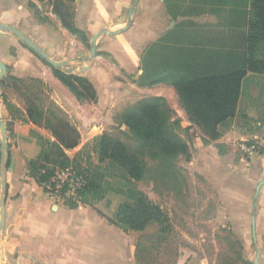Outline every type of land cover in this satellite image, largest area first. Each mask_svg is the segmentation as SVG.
I'll return each instance as SVG.
<instances>
[{"label":"crops","instance_id":"0c3cea01","mask_svg":"<svg viewBox=\"0 0 264 264\" xmlns=\"http://www.w3.org/2000/svg\"><path fill=\"white\" fill-rule=\"evenodd\" d=\"M29 2L38 3L37 0H0V4L11 5L10 18L23 25L20 30L33 42H39L31 35V28L28 27L29 32L24 29V26L42 29L31 22L34 19L28 9ZM73 5L75 25L85 32L88 43L102 28L116 31L129 25L117 34H100L90 60L85 59L87 56L84 63L81 57L76 59L82 70L79 75L87 77L96 88V102L77 100L53 74L52 67L42 79L48 86V100L41 98L34 88L21 89L19 84L26 82V77L42 78L26 48L17 49L26 61L15 62V69L9 74L6 65L0 79V119L6 129L9 164L5 169L4 189L0 171V201L3 199L4 204L0 264H135V245L130 242L129 231L109 223L99 213L106 212L100 204L71 207L55 203L31 174L28 161L36 159L41 151L37 134L56 140L52 128L60 118L67 119L79 133L77 146L64 147L69 158L86 145H91L93 152L97 137L114 123L117 109L111 93L115 84L102 83V76L107 75L104 55H109L119 70L138 78L141 54L167 30L169 14L165 0H75ZM173 21L174 25L176 21ZM78 40L66 37L62 46L72 51L71 41L82 49L83 42ZM41 44L49 57H59L51 46ZM6 77L12 83L3 85ZM29 110L40 112L42 117L30 116ZM226 122L229 124L223 129ZM224 123L218 127L219 136L209 139L187 120V124H194L189 131L198 130L192 141L193 162L197 158L199 169L207 177L215 176L220 217L243 242L247 254H253V262L256 259L257 264H264V76H248L235 115ZM1 140L0 129V164ZM241 141L255 142V150L242 151Z\"/></svg>","mask_w":264,"mask_h":264},{"label":"trees","instance_id":"16d2710c","mask_svg":"<svg viewBox=\"0 0 264 264\" xmlns=\"http://www.w3.org/2000/svg\"><path fill=\"white\" fill-rule=\"evenodd\" d=\"M37 1L48 2L62 27L83 43H88L85 32L74 22L75 0ZM165 4L167 13L176 23L143 50L139 80L141 85L146 86L159 82L172 83L189 120L206 137L216 139L220 134L219 125L235 115L248 76H264V0H165ZM29 5L35 7L33 2ZM203 14H213L221 19V33L213 27L207 30L206 38L200 39V30L205 27L195 22L193 17ZM216 32L221 35V44H217L212 37ZM51 67L53 74L77 100L97 101L96 88L87 77ZM29 115L42 117L40 112L33 110H29ZM119 118L133 135L163 155L177 157L189 151L188 144L181 140L174 127L173 137L166 136L165 130L171 121L157 97L140 100L122 111ZM173 124L177 121L173 120ZM52 133L55 141L37 134L41 151L36 159L28 161L31 174L41 186L55 166H69L73 160L65 153L64 147L72 148L79 142L78 131L67 119H58ZM93 152L99 163L107 161L128 181L141 180L145 176L146 162L108 132H102L97 137ZM8 164L9 159L6 161ZM118 191L127 200L119 206L115 216L109 218L99 213L125 232H141L151 223H156L160 227L156 236L163 240V233L171 229L163 208L152 203L142 191L131 188ZM83 193H93L96 200L102 199L105 194L89 176L88 185L79 195ZM74 206L72 204L71 207ZM143 239L139 238L135 244V264H151L146 258L150 253ZM175 262L176 258L168 264Z\"/></svg>","mask_w":264,"mask_h":264},{"label":"rangeland","instance_id":"374dc122","mask_svg":"<svg viewBox=\"0 0 264 264\" xmlns=\"http://www.w3.org/2000/svg\"><path fill=\"white\" fill-rule=\"evenodd\" d=\"M10 6L8 3L0 4V22L19 29L23 28V25L18 24L16 19L10 18ZM28 9L34 19L31 22L42 28L24 26V29L28 32V27L31 28V35L35 37L36 41H39L34 43L40 48H42L41 42L46 46H51L54 54L59 56L52 59L68 63L66 67L60 68L62 71L69 74H81L82 70H79L80 63L76 59L81 57L80 61L86 62L83 58L89 56L91 42L81 44L82 49H78V45L70 41L69 45L73 50L65 49L63 46H65L64 39L66 37L69 40L73 38L78 40L79 38L71 35L68 30L59 25L58 18L51 12V5L48 2H38L35 7L29 5ZM219 14L222 16L221 12ZM167 20L165 29H169L174 22L169 15ZM193 20L208 28L200 30L199 35L202 37L200 39L206 38L208 36L207 30L213 27L218 28L219 32L221 31V19L213 14L194 16ZM8 21L14 24H10ZM101 31H106V28H102ZM212 37L217 44H221L219 33L212 34ZM14 45L17 47H13ZM21 47L30 50L32 54L30 55L31 63L39 71L42 78L36 77V79H33L34 77L28 76L26 82H20L19 87L21 89H26L25 87L34 88L41 98L48 100L49 97L46 93L48 86L42 79L45 76V71L49 72V69L51 70V66L18 36L0 30V61L8 66V74L15 69V62L26 61L21 52H17L19 51L17 49ZM104 57L107 64V75L102 76V83L115 84L112 85L113 91L111 93L115 99L117 109L114 110V123L110 125L107 131L103 132H108L113 138L122 142L131 152L144 160L146 162V173L141 180L128 181L121 176L118 169L113 168L107 161L99 163L96 155L92 152L91 145H86L71 157L73 161L69 162V166H74L78 170L87 173L91 181H96L104 190V197L96 200L93 193L88 195L83 193L66 204L68 206L74 204L94 207L100 204L105 209L106 214L101 209L99 210L109 218H113L119 210V206L127 200L126 196L118 190L129 188L139 190L152 203L163 208L171 225V229L163 233L164 239L161 241L156 236L160 229L156 223H151L141 232H128L130 242L134 245L139 238H144L143 244L147 246V251L150 253L146 258L150 259L151 264H168L174 258H176L175 264H256L253 262V254H247L243 242L233 232L229 223L219 215V196L215 176L207 177L199 169L197 158L193 162L195 150L192 148V141L195 131L198 130L189 131V128H194V124H187L189 117L172 83L159 82L149 86L150 88L139 87L138 84L141 85L139 77L132 78L134 74L128 75L126 72L119 70L115 61L109 55H104ZM11 81L10 77H6L3 85H8V83H12ZM152 97L158 98L163 112L171 121L165 130L166 136L173 137L174 127L178 131L177 134L181 140L189 146L186 155L177 157L163 155L159 150L149 148L143 140L133 135L129 128L121 123L119 114L122 111L136 105L140 100ZM173 120H176L177 124H173ZM228 124L227 122L224 125L222 124V128H227ZM110 187L113 190H109ZM177 252L178 255H176Z\"/></svg>","mask_w":264,"mask_h":264},{"label":"built area","instance_id":"2783aa9c","mask_svg":"<svg viewBox=\"0 0 264 264\" xmlns=\"http://www.w3.org/2000/svg\"><path fill=\"white\" fill-rule=\"evenodd\" d=\"M239 148L244 152L255 150V142L241 141ZM88 185V175L73 166H56L43 184L45 193L55 202L66 204L76 199Z\"/></svg>","mask_w":264,"mask_h":264},{"label":"water","instance_id":"95a60500","mask_svg":"<svg viewBox=\"0 0 264 264\" xmlns=\"http://www.w3.org/2000/svg\"><path fill=\"white\" fill-rule=\"evenodd\" d=\"M129 19L131 20V16H130ZM130 20H129V22H130ZM128 25L129 24H127L126 26H124L121 29L116 30V31L106 30V31H99V32L95 33L92 36V38H91V48H90L89 56H87L85 59L86 60H90L95 55L96 39H97V37L100 34L105 33V32L108 33V34H117V33H120L121 31L125 30ZM0 29L12 32L15 35H17L20 39H22V41L25 44H27L31 49H33L36 53H38L42 58H44L52 66H54V67H62V66H65L67 64V62H65V61H55L51 57H49V55L42 48L37 46L18 27L9 25V24L4 23V22H0ZM6 69H7L6 64L3 61H0V79L5 74ZM0 129H1V132H2L0 171H1L2 186H3V189H4L5 188V180H4L5 179V169H6V161H7V152H6L7 142H6V129H5L4 123H3V121L1 119H0ZM3 206H4L3 199H1V201H0V207H1L0 208V232L2 230L3 223H4V208H3ZM254 262L257 264V260L256 259H255Z\"/></svg>","mask_w":264,"mask_h":264}]
</instances>
